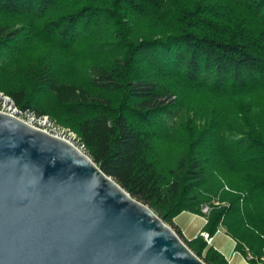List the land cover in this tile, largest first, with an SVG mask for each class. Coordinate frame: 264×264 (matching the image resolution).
<instances>
[{"label": "trees", "instance_id": "16d2710c", "mask_svg": "<svg viewBox=\"0 0 264 264\" xmlns=\"http://www.w3.org/2000/svg\"><path fill=\"white\" fill-rule=\"evenodd\" d=\"M228 1L244 6L264 25V0ZM58 8L68 12L44 22ZM103 13L125 54L112 66L91 67L89 85L98 95L59 85L42 70L18 90L0 83V93L21 112L51 118L75 135L104 175L166 225L186 214L206 217L204 234L224 233L239 253L259 264L264 258V139L253 131L234 142L213 127L201 132L186 127L173 136L169 125L175 110L161 83L174 82L192 97L234 104L248 120L250 99L264 97V31L251 28L222 2L0 0V18L18 24L0 27V52L21 33L42 32L46 44L51 43L48 34L68 44L80 23H96ZM135 30L154 37L133 40ZM186 245L205 264H227L202 237Z\"/></svg>", "mask_w": 264, "mask_h": 264}, {"label": "water", "instance_id": "95a60500", "mask_svg": "<svg viewBox=\"0 0 264 264\" xmlns=\"http://www.w3.org/2000/svg\"><path fill=\"white\" fill-rule=\"evenodd\" d=\"M0 264H205L69 142L0 113Z\"/></svg>", "mask_w": 264, "mask_h": 264}, {"label": "rangeland", "instance_id": "374dc122", "mask_svg": "<svg viewBox=\"0 0 264 264\" xmlns=\"http://www.w3.org/2000/svg\"><path fill=\"white\" fill-rule=\"evenodd\" d=\"M204 1L211 4L229 3L230 8H233L235 14L244 19L247 25L255 30L264 31L261 20L244 6L230 3L228 0ZM67 12L68 9L65 8L55 9L45 18L44 22L56 19ZM164 12L156 11L157 14H164ZM17 25V22L0 18V27L16 29ZM78 30L79 33L74 41L68 44L50 34L46 36L50 38L51 43L46 44L41 41L45 35L42 32L31 37L24 33L19 34L11 48L0 52V83L7 89L18 90L25 87L33 76L42 70L46 74L50 73L59 85L74 86L98 95V91L89 85L91 67L95 64L112 66L124 57L125 51L118 43L119 37L116 36L114 28L105 18V13L96 23L92 22L90 25L80 23ZM136 31L133 40L146 36L154 37V33ZM161 87L171 95V99L167 102L171 103L175 110L174 122L169 125V132L173 136L181 135V130L186 127H191L198 132L213 127L214 133L234 142L248 139L253 131L257 134L255 137L258 140L259 137L264 139L263 96L250 99L249 103L253 105V108L249 119L246 120L234 104H218L201 97H192L174 82L163 81ZM114 96L118 98L117 95ZM7 111L8 107L0 100V113L5 114ZM30 116L31 113L23 114L20 119L22 122L30 123ZM33 127L43 132L47 131L54 137L63 138L62 131L57 128L46 129L38 125H33ZM67 141L80 150L81 147L77 140L67 138ZM251 145L257 148L253 141ZM167 226L186 245L196 240V237L203 231L205 223L203 218L184 215L176 219L173 226ZM213 246L218 251L227 254H232L234 250V245L224 239H219Z\"/></svg>", "mask_w": 264, "mask_h": 264}, {"label": "built area", "instance_id": "2783aa9c", "mask_svg": "<svg viewBox=\"0 0 264 264\" xmlns=\"http://www.w3.org/2000/svg\"><path fill=\"white\" fill-rule=\"evenodd\" d=\"M0 100H2L4 103H5V106L8 107V111L7 113H5L6 115H9V116H12L14 118H17L19 120H21V116H23V114H27V113H23L21 112L15 105L14 103L12 102L11 99H9L8 97H5L3 94L0 93ZM4 114V113H2ZM25 123V122H24ZM28 125H30L31 127H33V125H38V126H41V127H44L46 129H49V128H57L59 130L62 131V135H63V138L62 140H65L67 141V138H72L74 140H77L76 136L73 135L72 133H69L68 131L66 130H63L61 128H59L53 121H51L48 117H43V118H37L34 114H31L30 116V123H26ZM34 128V127H33ZM36 129V128H35ZM45 133L48 134L47 131H45ZM50 135V134H49ZM52 136V135H51ZM59 138V137H57ZM61 139V138H60ZM69 142V141H67ZM70 143V142H69ZM81 152L85 154V151H84V148L81 147L80 148ZM86 155V154H85ZM204 214L207 215L208 214V210H204ZM204 220V223H205V226L208 225V219L205 217L203 218ZM221 232H219L218 234H220ZM222 234V233H221ZM198 237H202L205 242L208 244V246L210 247H213V243H214V238H209L208 235L204 234L203 232H201ZM196 237V239L198 238ZM236 246V244H235ZM218 251V250H217ZM219 252V251H218ZM222 257L224 258L225 262L227 264H234V257L235 256H239L243 259V261L246 263V264H252L253 262V258L249 255L248 257L245 255V254H242V253H239L237 250H235V256L234 257H227L226 255L222 254L221 252H219ZM259 264H264V258H262L260 261H259Z\"/></svg>", "mask_w": 264, "mask_h": 264}, {"label": "crops", "instance_id": "0c3cea01", "mask_svg": "<svg viewBox=\"0 0 264 264\" xmlns=\"http://www.w3.org/2000/svg\"><path fill=\"white\" fill-rule=\"evenodd\" d=\"M187 215V214H186ZM182 216H184V215H182ZM181 216V217H182ZM190 216H193V215H190ZM194 217H196V216H194ZM180 218V217H179ZM203 232V231H202ZM219 239H224V240H227V241H229V242H231L233 245H234V250H233V252H232V254H227V253H223V252H221V251H219V252H221L222 254H224V255H226L227 257H234L235 256V250H236V246H235V243L234 242H232L231 240H229V238H227L225 235H224V233H222V234H220L219 236H216L215 238H214V243L215 242H218V240ZM213 243V244H214ZM215 247V246H214ZM217 249V248H216ZM234 264H246L244 261H243V259L241 258V257H239V256H235L234 257Z\"/></svg>", "mask_w": 264, "mask_h": 264}]
</instances>
